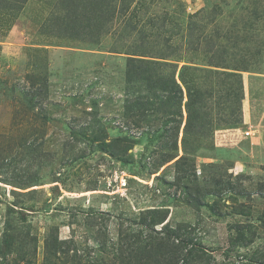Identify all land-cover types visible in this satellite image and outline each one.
Instances as JSON below:
<instances>
[{
  "label": "rangeland",
  "instance_id": "rangeland-1",
  "mask_svg": "<svg viewBox=\"0 0 264 264\" xmlns=\"http://www.w3.org/2000/svg\"><path fill=\"white\" fill-rule=\"evenodd\" d=\"M121 2L0 0V239L17 247L0 264H50L51 228L76 246L57 264H121L120 225L153 207L196 225L218 261L264 264V0H133L125 17ZM135 52L198 67L185 82L210 124H187L186 96L165 107L167 91L134 106L150 95L126 82ZM32 83L48 90L34 112ZM240 223L256 230L232 245Z\"/></svg>",
  "mask_w": 264,
  "mask_h": 264
},
{
  "label": "trees",
  "instance_id": "trees-1",
  "mask_svg": "<svg viewBox=\"0 0 264 264\" xmlns=\"http://www.w3.org/2000/svg\"><path fill=\"white\" fill-rule=\"evenodd\" d=\"M132 1L133 0H122L121 6L119 7L120 16H129L127 14ZM132 14L140 18L138 11H134ZM128 20L131 22L129 25L131 33L135 31L136 24L132 19ZM137 20L138 19H136V21ZM139 31L144 32L143 30ZM149 56L150 55L137 54V52H135L134 57L130 56L128 58L126 82H145L146 89L150 92V95L147 94L146 96L141 94L136 95L134 106L139 108V106L141 107L145 105L146 109L154 108L152 107L155 102L152 99L153 97L158 98L160 99V102H163L161 98L162 95L158 90L162 92L167 91L169 94L167 98L168 101H166L164 105L165 107H168L174 99H178L179 104H181L182 99L186 96L187 124L193 119H197L198 121L202 119V126L207 123L210 124L211 119L209 118L210 121L207 120L206 114L203 111L204 105L200 102L202 101V93L197 89L193 90L192 88H189L187 85L188 83L185 82V71L189 69L196 70L198 67L185 64L181 67L178 76L179 62L181 60L164 56ZM173 56L175 55L173 54ZM226 64V62L223 63V61H219L218 63H210V66L221 67L224 69L229 68ZM246 67L247 66H245V68ZM209 70L212 72L214 71L212 68H209ZM235 70L239 69L236 68ZM219 72L227 76L233 74L236 75V73L230 71ZM184 83L188 87V90L186 89V91L183 87L185 86ZM29 88L30 89L26 90V92L32 93L31 97H28L27 94L26 103H21V108L22 110L25 109L26 111L34 112L37 106L42 103L40 95L48 93V90H46V87L44 90L43 86L36 87L35 83H32V86ZM37 117H40V115ZM93 135V140L98 142V148L100 150L110 151L114 155L118 154L116 151L109 149L113 145V142L118 139L108 142L106 130L104 131L102 129L100 135ZM119 155L121 156V153ZM166 158L171 159L173 156H167L165 159ZM199 204L200 203L197 205L198 208L201 206ZM131 216L128 226H123V223L120 225L119 242L117 247L118 252L116 255L121 264H235L228 260H225V262L218 261L217 258L212 255V250L203 243V239L198 232L199 228L196 225H190L187 223L173 225L169 222L163 224L166 220V210L162 207L145 208L140 210L139 213H132ZM160 224L163 225L160 228H157ZM236 227L237 235L232 240V245L238 242H243L242 240L245 242L242 244H246L248 242L246 241L247 233H252V231L256 230V225L251 223H240L237 224ZM68 240L70 239H61L56 228H51L44 241L46 261H49L50 264H57L60 259L58 258L59 256L62 255L65 257V255L69 254L70 250L75 252L76 246L74 244L72 245V249L71 246L68 250L60 249V245L66 243ZM1 242L3 245H0V256L1 258H7L14 246L16 247L15 236H12L8 228L4 231V235L0 239V243ZM61 250L63 251L61 252ZM3 261H5V259H3ZM251 262L253 263L257 261L251 260L250 263ZM237 264H243V262L238 261Z\"/></svg>",
  "mask_w": 264,
  "mask_h": 264
},
{
  "label": "built area",
  "instance_id": "built-area-1",
  "mask_svg": "<svg viewBox=\"0 0 264 264\" xmlns=\"http://www.w3.org/2000/svg\"><path fill=\"white\" fill-rule=\"evenodd\" d=\"M244 134H245V136H249L250 134H252V131H250V130H246V131L244 132Z\"/></svg>",
  "mask_w": 264,
  "mask_h": 264
}]
</instances>
